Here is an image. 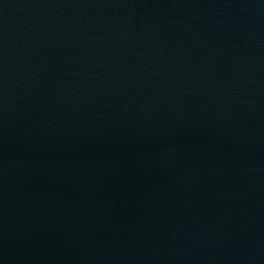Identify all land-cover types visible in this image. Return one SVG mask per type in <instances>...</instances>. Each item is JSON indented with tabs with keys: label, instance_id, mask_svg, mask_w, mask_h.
Wrapping results in <instances>:
<instances>
[{
	"label": "water",
	"instance_id": "water-1",
	"mask_svg": "<svg viewBox=\"0 0 264 264\" xmlns=\"http://www.w3.org/2000/svg\"><path fill=\"white\" fill-rule=\"evenodd\" d=\"M0 264H264V0H0Z\"/></svg>",
	"mask_w": 264,
	"mask_h": 264
}]
</instances>
